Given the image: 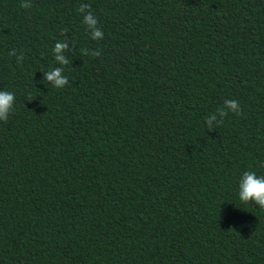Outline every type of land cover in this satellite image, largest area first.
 <instances>
[{
    "label": "trees",
    "instance_id": "16d2710c",
    "mask_svg": "<svg viewBox=\"0 0 264 264\" xmlns=\"http://www.w3.org/2000/svg\"><path fill=\"white\" fill-rule=\"evenodd\" d=\"M30 2L0 0V264H264L238 198L264 175V0Z\"/></svg>",
    "mask_w": 264,
    "mask_h": 264
},
{
    "label": "clouds",
    "instance_id": "9594fccd",
    "mask_svg": "<svg viewBox=\"0 0 264 264\" xmlns=\"http://www.w3.org/2000/svg\"><path fill=\"white\" fill-rule=\"evenodd\" d=\"M20 7L30 8V0H21ZM78 13L83 17V24L87 30L91 33L92 40L103 39L104 33L98 27V19L94 13L90 10L89 4H81L78 8ZM66 49V42H57L54 46L55 61L60 65H66L68 61L63 55ZM11 55V54H9ZM92 56H99L100 52H94ZM18 61L23 60V56L17 58ZM45 81L52 84L55 88L60 89L68 84V78L64 75L63 69L57 67L53 70H49L46 73ZM15 102V95L6 90H0V120L7 121L9 113L12 111ZM240 105L235 99L225 100L223 108L217 110V112L208 115L205 118V123L209 129H212L215 124H218L228 112L239 114ZM219 117V119H218ZM264 167V164L261 165ZM238 198L242 203H255L261 209H264V175H257L255 171H244L238 178Z\"/></svg>",
    "mask_w": 264,
    "mask_h": 264
}]
</instances>
